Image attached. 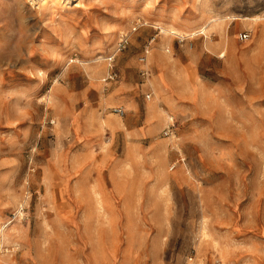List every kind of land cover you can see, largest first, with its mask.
<instances>
[{
	"label": "rangeland",
	"instance_id": "1",
	"mask_svg": "<svg viewBox=\"0 0 264 264\" xmlns=\"http://www.w3.org/2000/svg\"><path fill=\"white\" fill-rule=\"evenodd\" d=\"M0 264H264V0H0Z\"/></svg>",
	"mask_w": 264,
	"mask_h": 264
},
{
	"label": "built area",
	"instance_id": "2",
	"mask_svg": "<svg viewBox=\"0 0 264 264\" xmlns=\"http://www.w3.org/2000/svg\"><path fill=\"white\" fill-rule=\"evenodd\" d=\"M249 34H241L240 35V40L241 41H247L248 39H249ZM127 45H128V38L127 37H125V38H123L122 40H121V42L119 43V46H118V52H120V51H122V50H124L126 47H127ZM113 59L114 58H110L109 59V61L111 62V61H113ZM149 100L151 99V97L149 96V97H147ZM117 115H119V116H121V117H123V116H125V112H124V110H123V108H119V109H116L115 111H114ZM166 135H168V132L166 133Z\"/></svg>",
	"mask_w": 264,
	"mask_h": 264
},
{
	"label": "bare ground",
	"instance_id": "3",
	"mask_svg": "<svg viewBox=\"0 0 264 264\" xmlns=\"http://www.w3.org/2000/svg\"><path fill=\"white\" fill-rule=\"evenodd\" d=\"M154 108H155L156 114L161 116V119L163 118L165 120L164 116H166L167 113L162 110L161 106L158 105V106H155Z\"/></svg>",
	"mask_w": 264,
	"mask_h": 264
},
{
	"label": "crops",
	"instance_id": "4",
	"mask_svg": "<svg viewBox=\"0 0 264 264\" xmlns=\"http://www.w3.org/2000/svg\"><path fill=\"white\" fill-rule=\"evenodd\" d=\"M147 121H148V122H150V121H152V119H151V118H149V116H148V118H147ZM158 122L160 123V125H159V126H162V124H161L160 120H158Z\"/></svg>",
	"mask_w": 264,
	"mask_h": 264
}]
</instances>
